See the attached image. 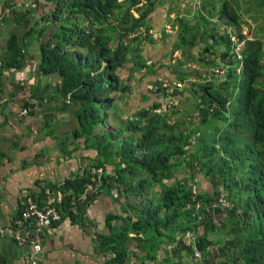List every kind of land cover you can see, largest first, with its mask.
Wrapping results in <instances>:
<instances>
[{
	"label": "trees",
	"instance_id": "trees-1",
	"mask_svg": "<svg viewBox=\"0 0 264 264\" xmlns=\"http://www.w3.org/2000/svg\"><path fill=\"white\" fill-rule=\"evenodd\" d=\"M165 2L34 0V10L20 17L23 23L30 12L45 8L39 19L50 25L39 28L35 21L27 36L10 33L1 69L24 70L29 56L23 53V42L49 28L35 73L58 78L55 94L74 109L73 135L95 157L85 158L92 162L90 172L102 173L98 190H113L125 200L124 218L107 216L104 223L110 235L97 237L99 251L114 255L111 264L127 263L132 242L146 260H153V255L148 259L151 251L165 249L177 258L182 250L191 254L182 236L197 228L201 234L193 243L201 264H264L263 44L255 39L245 42L241 72L237 73L238 62H225L231 41L228 34L220 33L233 27L244 38L241 25L248 23L237 0H180L182 8L171 5L166 16L174 41L167 56L178 52L179 59L168 74L159 72L163 66L155 69L146 61L142 46L153 45L149 20ZM17 11L22 13L23 6ZM220 45H224L222 53ZM189 62L209 72L223 64L224 76L216 75L221 84H202L195 72L187 73ZM127 68L130 75L165 76L150 85L153 102L131 116L117 108L132 91L120 77ZM194 77L199 83L190 82V89H185L184 83ZM184 95L192 101L190 117L172 120L185 112L171 111L167 102L180 103L187 98ZM229 101H233L232 113L222 118L219 111ZM193 116L199 119L194 122ZM91 186L92 182L78 178L53 191L65 197L58 208L61 220L62 215L72 214L71 207L87 208L95 198L89 194ZM44 191L40 190L43 202ZM221 191L233 205L230 212L208 207ZM128 214L132 218L125 217ZM122 220H127L126 227L111 226Z\"/></svg>",
	"mask_w": 264,
	"mask_h": 264
},
{
	"label": "crops",
	"instance_id": "crops-1",
	"mask_svg": "<svg viewBox=\"0 0 264 264\" xmlns=\"http://www.w3.org/2000/svg\"><path fill=\"white\" fill-rule=\"evenodd\" d=\"M0 2V264H27V255L30 252L28 243H19L13 239L12 228L14 220L18 219L23 208V198L26 195L36 197L40 205L43 206V199L40 197V190L53 192L59 191L61 185L67 181L78 178L92 182L89 194H94L95 198L90 201L87 208L78 211L74 207L69 209L71 215H62V220L50 229H47L42 237V264H111L113 254L100 252L97 245V237L110 235V230L106 229L104 220L107 216L122 215L121 209L125 206V200L118 197L113 190L99 191V177L90 172L89 166L92 162L85 159L95 158L93 154L83 150V141L73 135L76 128L73 118L72 105H65L59 99L56 92L58 78L54 76H43L35 73L40 60V45L48 40L49 28L41 32L38 36H32L23 42V53H28L26 57L25 69L17 71L1 69L2 60L6 58V44L10 37L8 26L15 22L12 27L18 29L25 27V31L19 36L28 35L30 23L23 26V20H17L20 14L17 8H21L25 3H32L34 0H1ZM119 1V0H118ZM180 0H166L154 11L149 20V34L154 40L153 45L146 43L142 46L143 57L150 61L155 69L162 68L159 72L168 74V68L172 66L176 59H179L178 52H174L171 57L167 56L169 47L174 42L170 33H165L167 10L171 5H175L176 10L181 9ZM254 1L256 4H254ZM2 3L6 4L2 8ZM243 9V19H252L253 23H260L259 30L252 32L255 40H260L264 48V2L258 0H237ZM184 4V3H182ZM248 9V10H247ZM9 10L13 13H5ZM247 10V11H246ZM246 11V12H245ZM12 21L4 19L12 16ZM24 14V13H23ZM42 14H39V17ZM174 12L171 11L169 18L172 19ZM38 16V15H37ZM216 13L211 16L212 20ZM9 17V19H12ZM28 18V17H27ZM41 20V19H40ZM46 23V24H45ZM49 22L40 21L39 28ZM169 26V25H168ZM246 25H241L243 28ZM27 28V29H26ZM241 28V29H242ZM3 32V33H2ZM226 32V31H225ZM241 34L243 31L241 30ZM14 33V32H12ZM165 33V36H164ZM2 34L4 36L2 37ZM227 34V32H226ZM232 35H237L234 31ZM232 50V43H229ZM219 52H223L224 45H220ZM195 51V50H193ZM200 52V48L197 50ZM196 52V54H197ZM27 55V54H26ZM198 57V56H197ZM226 62V61H225ZM188 64L187 73L195 72L202 79V84L213 83L215 86L221 84L217 80L216 72L220 69L203 75H198L201 70L199 66L190 69ZM197 64L196 62H194ZM230 63V61H228ZM264 66V57H263ZM163 73L155 77H146L139 73L129 74V68L121 70L122 81L128 84L132 91L124 101L118 103L124 116H131L136 111L153 102L150 85L153 81H161L165 78ZM212 73L213 76L209 74ZM143 74H145L143 72ZM198 84L197 78H190L184 84ZM139 84V87L136 85ZM185 86V89H188ZM190 89V88H189ZM194 89V88H193ZM190 99L188 95H184ZM195 99H199L197 96ZM233 102V101H232ZM175 103L174 105H176ZM233 104V103H232ZM232 104L230 115L232 113ZM28 109L27 114L22 112ZM225 106L219 111L222 118H229L225 115ZM195 115V114H194ZM196 122L198 116H193ZM91 155V156H90ZM43 193V195H44ZM203 193V192H202ZM73 206V205H72ZM123 216V215H122ZM132 218L130 214L125 215ZM124 218V216H123ZM216 223V222H215ZM115 229L127 226V220L112 222ZM201 234L198 228L193 239ZM192 239V242H193ZM184 240V239H183ZM184 245L185 241H184ZM126 254V264H163L166 259L167 264H192L190 255L180 251L179 257L173 255V251L165 249L163 251H152L146 260L145 253L138 249L134 242L128 246ZM135 252V253H134ZM133 254L136 256H133ZM166 264V263H164Z\"/></svg>",
	"mask_w": 264,
	"mask_h": 264
},
{
	"label": "built area",
	"instance_id": "built-area-1",
	"mask_svg": "<svg viewBox=\"0 0 264 264\" xmlns=\"http://www.w3.org/2000/svg\"><path fill=\"white\" fill-rule=\"evenodd\" d=\"M27 7L23 5L24 9L27 11ZM30 9L34 10V6L31 4ZM28 9V10H30ZM10 11H6L8 14ZM165 33H170V26H165ZM229 41L232 43V50L229 52L227 57L228 60H234L239 63V67L237 73L241 72L240 68L242 66V61L244 58L243 50H244V41L241 40L237 35H229ZM226 60V62L228 61ZM224 76L225 70L224 68L220 69L216 72V75ZM233 102H226L225 108L226 116H230V108ZM211 112V110H210ZM27 114V111H23L22 115ZM93 174L101 175L100 170H93ZM191 193H194V189L191 188ZM45 200L43 202V206L40 205L38 199L36 197H31L26 195L23 198V208L20 212V216L18 219L14 220L12 228L15 231L13 233V239L19 243H28L30 246V252L27 255V264H42L41 263V252H42V237L45 231L51 228L53 225L59 223L61 221L60 213L58 208L62 206L64 201V195L61 192H48L44 193ZM196 209L199 207L197 204ZM209 209H220L223 211H231L233 205L226 197L216 198L213 203L209 206ZM198 229V228H197ZM196 229V230H197ZM196 232V231H195ZM191 232H186L182 239H184L185 244L189 245L191 248V261L192 264H201V258L198 250L195 248L194 243L192 242L193 236Z\"/></svg>",
	"mask_w": 264,
	"mask_h": 264
},
{
	"label": "rangeland",
	"instance_id": "rangeland-1",
	"mask_svg": "<svg viewBox=\"0 0 264 264\" xmlns=\"http://www.w3.org/2000/svg\"><path fill=\"white\" fill-rule=\"evenodd\" d=\"M120 2L121 1H123V0H119ZM0 2H2L1 0H0ZM261 2H264V0H261ZM4 5H6V4H3L2 3V8H3V6ZM30 5H31V3H25L24 4V7L26 8V6H28L27 7V10L28 9H30ZM4 7H6V6H4ZM32 9H30V11H31ZM263 10H264V7H263ZM6 11H8V10H5V12ZM42 11H45V8L44 9H39V10H37V11H34V12H30V14H28V15H26L28 18V20H27V22H26V24H24L23 26H27L29 23L31 24H33L35 21L38 23H40V19L38 18L39 17V13H43ZM24 12H26V10L24 9V11L22 12V13H20L18 16H17V19L16 20H18L19 19V17H21V16H23V13ZM10 13H13V12H10ZM38 15V16H37ZM14 16L15 15H13V17L12 16H10L9 15V17H12V19H9V17H7V18H5L4 20L5 21H12L13 19H14ZM16 17V16H15ZM14 21H15V19H14ZM15 22H13L12 24H10V26H8L9 28H7V30L9 29L10 30V32L9 33H12V32H20V33H22V32H24L25 31V27H20V28H18V29H14V26L12 27V25L14 24ZM38 23V24H39ZM247 23H248V26L246 27V26H244L243 28H242V31H243V34H242V37H244V38H241V40H243L244 41V47H245V42L247 41V40H254V36L252 35V32L255 30V33H257V31L259 30V28L260 27H258V25H260V23H253L252 22V19H250V20H248L247 21ZM262 26H264V24L262 25ZM27 29V28H26ZM225 31L227 32V34H229V35H231L234 31H235V28H233V27H228V28H226L225 29ZM224 31V29H222L221 30V32L220 33H226ZM3 33V32H2ZM4 36V34H2V37ZM228 37H231V36H228ZM0 44H2V43H0ZM197 59H198V57H197ZM191 64V67H190V69L192 70V69H195L196 67L195 66H199V64H195V63H190ZM200 67V66H199ZM206 73H208V70H206L205 68H203V69H201V70H198L197 71V74L199 75H203V74H206ZM184 86H188V84H184ZM136 87H139V84H137L136 85ZM189 102H192V101H190V99H184V101H182V102H180V103H177L176 105H174L175 103L174 102H167L168 103V105H171V107H173V109L171 110V111H178V112H180V113H182V112H185L182 116H174V117H172L171 119L172 120H174L175 118H177V119H180V120H185V119H187L188 117H190V113L188 112V104H189ZM117 108L118 109H120V106L117 104ZM170 113V112H169ZM193 123V122H192ZM245 140V139H244ZM227 193L226 192H223V191H221L220 192V196H225V197H227Z\"/></svg>",
	"mask_w": 264,
	"mask_h": 264
},
{
	"label": "clouds",
	"instance_id": "clouds-1",
	"mask_svg": "<svg viewBox=\"0 0 264 264\" xmlns=\"http://www.w3.org/2000/svg\"><path fill=\"white\" fill-rule=\"evenodd\" d=\"M229 52H231V51H229ZM228 54H229V53H228ZM243 55H244V54H243ZM228 61H231V60H228ZM232 61H233V60H232ZM239 73H240V72H239ZM219 197H221V196H219ZM219 197H218V198H219ZM223 197H225V196H223ZM226 198H227V197H226ZM227 199H228V198H227ZM191 233H193V232H191ZM194 233H195V232H194Z\"/></svg>",
	"mask_w": 264,
	"mask_h": 264
}]
</instances>
